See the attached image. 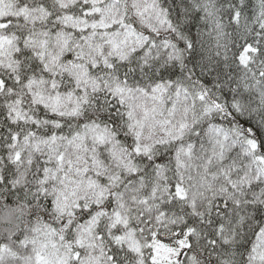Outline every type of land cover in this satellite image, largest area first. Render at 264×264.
<instances>
[{
  "label": "snow or ice",
  "instance_id": "1",
  "mask_svg": "<svg viewBox=\"0 0 264 264\" xmlns=\"http://www.w3.org/2000/svg\"><path fill=\"white\" fill-rule=\"evenodd\" d=\"M0 264H264V0H0Z\"/></svg>",
  "mask_w": 264,
  "mask_h": 264
}]
</instances>
